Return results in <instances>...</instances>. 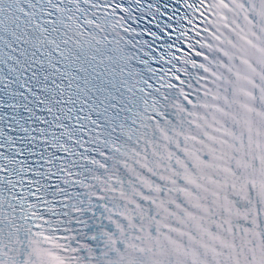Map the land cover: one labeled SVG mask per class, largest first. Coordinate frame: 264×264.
I'll use <instances>...</instances> for the list:
<instances>
[{"label": "snow or ice", "instance_id": "snow-or-ice-1", "mask_svg": "<svg viewBox=\"0 0 264 264\" xmlns=\"http://www.w3.org/2000/svg\"><path fill=\"white\" fill-rule=\"evenodd\" d=\"M0 264H264V0H0Z\"/></svg>", "mask_w": 264, "mask_h": 264}]
</instances>
